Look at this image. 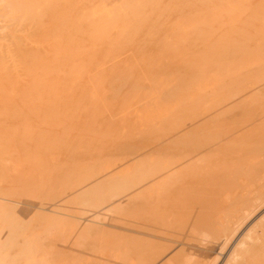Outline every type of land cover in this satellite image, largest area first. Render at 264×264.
I'll list each match as a JSON object with an SVG mask.
<instances>
[{
	"label": "rangeland",
	"instance_id": "obj_1",
	"mask_svg": "<svg viewBox=\"0 0 264 264\" xmlns=\"http://www.w3.org/2000/svg\"><path fill=\"white\" fill-rule=\"evenodd\" d=\"M144 1L82 0L76 12L91 32L88 59L70 78L41 69V59L33 68L43 96L48 87L62 93L70 79L89 117L77 111L76 122L42 119L41 170L7 164L13 179L34 181L41 203L0 199V264L87 263L91 232L104 228L93 213L105 215L122 182L135 180L134 174L125 179L127 172L158 148L196 175L191 192L217 189L218 203L221 188L239 192L264 178V0ZM3 35L0 28L6 47ZM34 44L41 56V42ZM68 143L77 154L61 149ZM85 198L98 209L85 206ZM15 205L26 218H12ZM223 210L220 216L229 209ZM248 226L230 249L217 248L207 260L223 264Z\"/></svg>",
	"mask_w": 264,
	"mask_h": 264
},
{
	"label": "bare ground",
	"instance_id": "obj_2",
	"mask_svg": "<svg viewBox=\"0 0 264 264\" xmlns=\"http://www.w3.org/2000/svg\"><path fill=\"white\" fill-rule=\"evenodd\" d=\"M81 1L0 0L2 39L10 41L6 47L0 42V47L5 48L0 55V199L7 203H41L34 181L13 179L7 164L41 170V154L46 149L41 147L42 119L49 123L63 118L68 123L76 122L79 113L88 120L89 108L76 102L70 79L69 86L60 87L62 93L50 87L44 89L45 95L51 93L45 99L41 95V76L33 73L41 59V69L70 78L77 65L88 59L91 32L76 12ZM37 35L41 38L37 39ZM81 41L83 49L79 48ZM35 42H41V56L36 55L40 47ZM43 99L46 103H41ZM61 149L71 153L77 150L70 143ZM183 162L172 152L158 148L127 172L125 179L134 174L135 180L122 182L119 199L104 208L105 215L93 213L94 222L104 228L92 230L87 242L89 261L84 264H214L216 261L207 260L213 257L211 254L217 248L230 249L247 224L223 264H264V215L252 222L264 209V178L256 187L243 186L239 192L221 188L218 203L217 189L202 193L195 187L191 192L190 181L196 175L190 173L191 169L183 171ZM85 195L89 197V193ZM82 203L88 208L94 205L93 199L85 198ZM223 205L229 210L220 216L225 212ZM26 217L25 210L15 205L12 218ZM107 218L114 223H106ZM11 223L18 228L17 223Z\"/></svg>",
	"mask_w": 264,
	"mask_h": 264
}]
</instances>
